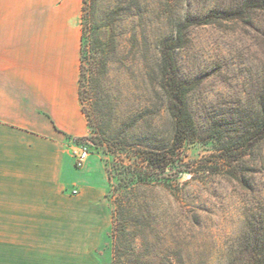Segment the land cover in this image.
Segmentation results:
<instances>
[{"label": "rangeland", "instance_id": "rangeland-1", "mask_svg": "<svg viewBox=\"0 0 264 264\" xmlns=\"http://www.w3.org/2000/svg\"><path fill=\"white\" fill-rule=\"evenodd\" d=\"M235 7L245 17L193 26L186 19ZM83 9L81 101L90 132L69 140L76 150L87 146L108 176L111 222L95 264H113L118 205L130 264H264V136L228 161L207 135L215 126L232 135L251 130L264 113V10L251 0H86ZM181 27L187 39L176 58L192 84L188 102L201 137L151 173L158 180L139 181L122 162H133L129 148L171 142L160 49Z\"/></svg>", "mask_w": 264, "mask_h": 264}, {"label": "crops", "instance_id": "crops-1", "mask_svg": "<svg viewBox=\"0 0 264 264\" xmlns=\"http://www.w3.org/2000/svg\"><path fill=\"white\" fill-rule=\"evenodd\" d=\"M83 4L0 0V264H95L110 226L107 173L69 140L90 132Z\"/></svg>", "mask_w": 264, "mask_h": 264}, {"label": "trees", "instance_id": "trees-1", "mask_svg": "<svg viewBox=\"0 0 264 264\" xmlns=\"http://www.w3.org/2000/svg\"><path fill=\"white\" fill-rule=\"evenodd\" d=\"M86 0H83L85 3ZM251 6L257 9L264 10V0H251ZM84 10V9H83ZM244 7H235L231 9L214 8L210 10L203 18L191 15L186 19L192 25H208L216 23L219 19H229L235 17H245L246 11ZM249 17V16H248ZM84 39V31L82 33V41ZM187 36L184 33V28H179L174 35L162 43L160 49V64L161 71V87L167 94L168 111L174 120V130L171 142L168 146L146 147L142 151L135 148L123 150L130 153L133 162L126 164L122 162V166L127 170L125 175L135 174L138 172L140 176L145 177V181L158 180L151 173L164 171L172 161V157L176 151L187 141L200 138L199 131L196 125L194 115L190 109L188 95L192 90V84L181 77L176 58L177 49L185 45ZM83 45L81 47V65H80V99L81 98V82L84 74V66L82 59ZM82 103V101H81ZM84 111V108H83ZM85 112V111H84ZM260 115V114H259ZM256 126L249 130H243L232 135L228 128L215 126L207 133L208 137L214 138L221 143V150L225 156L223 159L234 161V154H240V157L246 153L248 146L259 136H264V113L260 115ZM87 137V136H86ZM82 138H75L81 140ZM130 147V146H129ZM132 151L134 153H132ZM123 161V160H122ZM129 170V171H128ZM133 170V172H130ZM155 175V174H154ZM138 179V178H137ZM122 206L118 205L113 213V226L111 235L115 239L113 244V264H130L124 256L123 237L126 233V227L122 219Z\"/></svg>", "mask_w": 264, "mask_h": 264}, {"label": "built area", "instance_id": "built-area-1", "mask_svg": "<svg viewBox=\"0 0 264 264\" xmlns=\"http://www.w3.org/2000/svg\"><path fill=\"white\" fill-rule=\"evenodd\" d=\"M89 158V151L87 146L82 145L74 152V159H75V164L78 168H81L84 166L86 160ZM78 190H74L73 194H77Z\"/></svg>", "mask_w": 264, "mask_h": 264}]
</instances>
